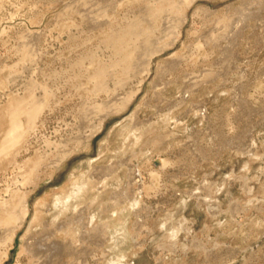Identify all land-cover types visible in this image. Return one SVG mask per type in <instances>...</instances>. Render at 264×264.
<instances>
[{"label": "rangeland", "instance_id": "rangeland-1", "mask_svg": "<svg viewBox=\"0 0 264 264\" xmlns=\"http://www.w3.org/2000/svg\"><path fill=\"white\" fill-rule=\"evenodd\" d=\"M0 264H264V0H0Z\"/></svg>", "mask_w": 264, "mask_h": 264}, {"label": "bare ground", "instance_id": "bare-ground-1", "mask_svg": "<svg viewBox=\"0 0 264 264\" xmlns=\"http://www.w3.org/2000/svg\"><path fill=\"white\" fill-rule=\"evenodd\" d=\"M189 93V92H188ZM190 95V94H189ZM189 98V97H188ZM200 106V105H199ZM206 108V107H205ZM200 109L203 110V107L200 106ZM205 115V114H204ZM17 126H19V124H16ZM140 172V171H139ZM139 175V174H138ZM141 176V175H140ZM139 176V177H140ZM143 182V181H142ZM79 189H82V187L80 186ZM25 201H23V203H21V205L18 207V209L16 210V212L14 213V218L15 219H19V220H25L26 219V216H27V206H26V203H24ZM209 202H210V199H209ZM217 205L216 204H213V203H210V210L214 211L216 209H218L216 207ZM185 219V218H184ZM16 221V220H15ZM184 226V225H182ZM181 226V227H182ZM183 228V227H182ZM10 237V236H9Z\"/></svg>", "mask_w": 264, "mask_h": 264}]
</instances>
